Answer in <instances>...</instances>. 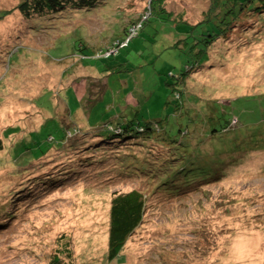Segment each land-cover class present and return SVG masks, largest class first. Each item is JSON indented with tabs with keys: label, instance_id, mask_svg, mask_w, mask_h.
<instances>
[{
	"label": "rangeland",
	"instance_id": "374dc122",
	"mask_svg": "<svg viewBox=\"0 0 264 264\" xmlns=\"http://www.w3.org/2000/svg\"><path fill=\"white\" fill-rule=\"evenodd\" d=\"M21 1L0 0V264H51L54 256L69 264H264V149L259 148L264 142L254 141V149L241 143H250L255 135L264 139V123L250 136L237 122L227 123L223 130L236 131L229 140L238 144H223L227 139L222 131L206 134L207 126H201L190 134V148L179 150L169 143L144 145L141 137L127 141L118 136L120 125L116 137L109 131L106 137L100 130L114 129L107 121L73 139L69 132L63 148L16 163L14 157L31 131L44 122L35 136L47 127L56 130L61 112L56 99L72 80L60 75L77 64L70 56L53 62L46 52L65 57L70 48L64 49V43L67 47L70 39H78L76 30L88 37L92 31L102 35L104 20L124 25L149 13V0H107L96 10L66 9L27 19L18 8ZM208 2L168 0V8L172 13L187 10L188 16L198 13L199 20ZM263 20L264 14L237 22L227 43L230 61L220 71L209 70V79L216 75L239 85L236 93L241 95L264 94ZM121 59H128L126 66L143 80L160 75L146 64L133 69L141 59L130 53ZM176 63L173 54L166 56L165 78L177 71ZM86 72L81 65L74 70L77 75ZM153 80L142 81L135 98L164 96L160 81ZM45 89L54 93L49 90V100L36 104ZM15 127L20 132L6 138V129ZM231 144L234 149L241 144L242 151L228 156ZM219 158H224L222 164ZM212 168L220 179L213 180L217 176L211 175ZM198 187V192L186 194ZM132 190L145 196L143 220L110 260L111 199Z\"/></svg>",
	"mask_w": 264,
	"mask_h": 264
},
{
	"label": "trees",
	"instance_id": "16d2710c",
	"mask_svg": "<svg viewBox=\"0 0 264 264\" xmlns=\"http://www.w3.org/2000/svg\"><path fill=\"white\" fill-rule=\"evenodd\" d=\"M106 2L107 0H22L18 8L25 18L34 19L37 15L63 12L66 9L96 10ZM148 10L149 13L145 11L136 20L125 22L124 25L116 21L109 25L104 20L102 27L106 31L102 35L94 36L92 31L88 37L81 30H76L74 37L78 36V39H70L67 47L64 43V49L70 48L65 57H56L46 52V58L54 60L53 62H63L70 56L77 63L70 64L60 75L64 80L67 77L72 78L68 82L69 87L61 90L62 93L56 99L59 104L55 101L59 105L56 106L58 110L62 112L61 109H65V113H58L59 123L56 130L47 127L46 131L35 136L44 128V122L40 129L29 133L31 138L22 142L26 145L14 157L16 163H27L50 150L63 148L68 145L69 132L74 134L73 139L80 131L86 133L89 130H99L96 127L107 121L113 123L111 125L114 129L102 128L101 134L106 137L108 131L112 132V137H116L117 132L114 130L120 125L121 132L118 136L126 137L127 141L128 138L132 140L141 137L144 145L146 141L169 143L179 150L190 148V134L195 133L201 126H207L206 134L222 131L221 134L227 139L223 140V144H238L237 140H229L230 135L236 131L229 132L230 128L228 132L223 130L227 123L237 122L239 127L244 128L245 133L247 131L248 136L255 126L264 123V94L260 93L261 90L254 94L241 95L236 93L239 85L219 80L216 75L211 79L208 77L213 76L209 70L220 71L230 61V57L226 59V56L230 54L227 43L232 38L229 37L231 29H234L237 22H244L251 15H263L264 0H209L199 20L196 19L198 13L195 12H190V16L187 15V10L170 12L168 0H149ZM118 19L122 17L119 16ZM116 32L121 34H115ZM131 45L133 47L128 48ZM129 53L134 58L141 59L133 65V69L146 64L154 67V71L161 76L143 80L140 75H134L132 67L126 66L129 64L128 59L120 60L123 54ZM170 54L177 60V71L166 73L165 78L164 64L166 56ZM78 65L88 74H75L74 70ZM115 74L120 75L114 76ZM153 79L160 81L164 96L135 98L142 81L152 84ZM146 89V93L152 95L148 92L149 88ZM49 90L45 89L34 102L39 105L41 98L44 101L49 100ZM227 91L234 93V96L226 95ZM51 92L54 93L53 90ZM42 108L54 110L52 107ZM259 116V120L255 119ZM158 123L160 127L157 126ZM18 132L19 127L8 128L5 137ZM256 137L255 135V139L249 140L250 143L244 139L241 143L254 149V141L264 142V139ZM237 138L238 136L235 137ZM240 147L241 144L234 149L233 145L228 149L227 155L232 156ZM2 148L0 140V149ZM259 148L264 149V143ZM198 152H202V148ZM217 161L222 164L224 158ZM175 172L179 173V170L176 169ZM211 175L217 176L213 180L220 179L213 168ZM199 188L189 190L186 194L198 192ZM145 202L144 194L138 190L120 193L111 199L108 232L110 260L118 256L120 247L142 222ZM68 255L71 257V254ZM51 264L69 263L54 256Z\"/></svg>",
	"mask_w": 264,
	"mask_h": 264
},
{
	"label": "bare ground",
	"instance_id": "6f19581e",
	"mask_svg": "<svg viewBox=\"0 0 264 264\" xmlns=\"http://www.w3.org/2000/svg\"><path fill=\"white\" fill-rule=\"evenodd\" d=\"M2 121H3V118H2ZM2 121H0V122H2ZM7 203V202H6ZM4 208H6L7 209V207L5 206ZM8 211V210H7ZM9 212V211H8Z\"/></svg>",
	"mask_w": 264,
	"mask_h": 264
}]
</instances>
